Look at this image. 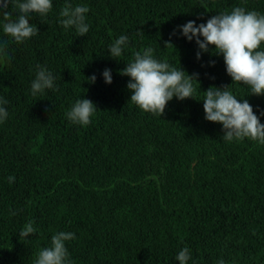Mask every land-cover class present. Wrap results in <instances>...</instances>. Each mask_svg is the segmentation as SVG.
Returning a JSON list of instances; mask_svg holds the SVG:
<instances>
[{"label": "trees", "instance_id": "obj_1", "mask_svg": "<svg viewBox=\"0 0 264 264\" xmlns=\"http://www.w3.org/2000/svg\"><path fill=\"white\" fill-rule=\"evenodd\" d=\"M69 3L89 8L87 35L57 22ZM237 6L264 13V0H53L47 18L33 15L39 32L24 43L0 30V97L9 112L0 124V264H32L59 231L75 233L66 242L73 264H179L184 247L189 264H264V145L226 143L222 125L204 119V91L231 77L222 56L197 60L195 41L172 35ZM125 34L131 43L111 58L108 45ZM147 47L199 73L198 100L173 98L162 117L130 101V78L119 70ZM209 60L215 66H202ZM38 65L53 71L58 91L31 96ZM231 89L264 111V95ZM83 98L97 106L86 127L66 117ZM29 221L37 232L23 242L18 232Z\"/></svg>", "mask_w": 264, "mask_h": 264}, {"label": "clouds", "instance_id": "obj_2", "mask_svg": "<svg viewBox=\"0 0 264 264\" xmlns=\"http://www.w3.org/2000/svg\"><path fill=\"white\" fill-rule=\"evenodd\" d=\"M10 5L18 13L15 19L8 11ZM52 10L53 0H0V30L12 41L24 43L39 32V28L30 23L33 15L44 19ZM88 12L89 8L85 5L73 6L69 3L60 10L57 22L65 29H75L78 36H85L90 30ZM172 35H179L189 42L194 40L198 46L197 60H202L203 54L209 52L222 56L226 73L232 80L231 85L246 86L248 95H264V13L237 6L230 12L213 15L198 25L195 20H189L176 26ZM5 43L0 42V55L4 54ZM130 43L128 35H120L108 45V55L119 60ZM169 44L172 43L165 42V46ZM202 66L213 67L215 61L209 60ZM119 71L130 78L126 85L131 92L130 101L143 112L154 116L162 117L173 98L179 101L196 98L194 81H199V73L189 74L182 66L174 67L156 58L151 47L136 51ZM101 76L106 84L113 82L110 68H105ZM56 80L53 71L38 65L30 84L31 96L41 97L48 90L58 91ZM96 80L95 74L88 77L93 84ZM231 85H213L204 91V97L200 100L203 102L204 119L222 125V139L226 143L248 138L264 145V123H261L264 111H254L249 100L235 94ZM6 104L7 101L0 97V124L9 116ZM96 110V104L90 99H77L66 112V117L72 124L86 127ZM8 181L13 183L15 177H8ZM12 214L15 215V212ZM34 224V221H29L20 229L18 234L21 241L26 242L30 234L37 232ZM73 239L74 232H56L51 237L50 246L40 248L35 254L32 264H73L66 247V242ZM175 259L179 264H189L192 261L191 250L182 248ZM219 264H225L224 260L221 259Z\"/></svg>", "mask_w": 264, "mask_h": 264}]
</instances>
